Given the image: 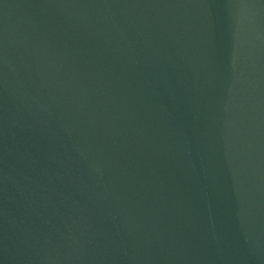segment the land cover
I'll return each instance as SVG.
<instances>
[{
  "label": "water",
  "instance_id": "obj_1",
  "mask_svg": "<svg viewBox=\"0 0 264 264\" xmlns=\"http://www.w3.org/2000/svg\"><path fill=\"white\" fill-rule=\"evenodd\" d=\"M0 264H264V0H0Z\"/></svg>",
  "mask_w": 264,
  "mask_h": 264
}]
</instances>
